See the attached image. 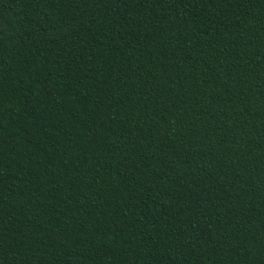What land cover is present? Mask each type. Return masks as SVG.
Returning a JSON list of instances; mask_svg holds the SVG:
<instances>
[{"label": "trees", "instance_id": "16d2710c", "mask_svg": "<svg viewBox=\"0 0 264 264\" xmlns=\"http://www.w3.org/2000/svg\"><path fill=\"white\" fill-rule=\"evenodd\" d=\"M0 264H264V0H0Z\"/></svg>", "mask_w": 264, "mask_h": 264}]
</instances>
